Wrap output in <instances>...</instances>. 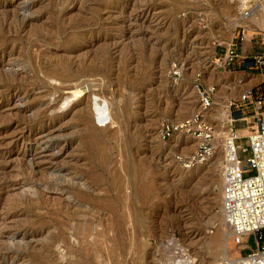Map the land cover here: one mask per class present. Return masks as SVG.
<instances>
[{
	"label": "rangeland",
	"instance_id": "374dc122",
	"mask_svg": "<svg viewBox=\"0 0 264 264\" xmlns=\"http://www.w3.org/2000/svg\"><path fill=\"white\" fill-rule=\"evenodd\" d=\"M259 1L0 0V264H228L244 254L233 238L214 244L216 162L230 101L263 76L215 63L243 31L240 6ZM248 26L251 55L264 52L250 41L264 29ZM210 86L218 154L194 189L177 160L196 152L194 139H163L161 126L195 114ZM94 94L109 105L107 127Z\"/></svg>",
	"mask_w": 264,
	"mask_h": 264
},
{
	"label": "built area",
	"instance_id": "2783aa9c",
	"mask_svg": "<svg viewBox=\"0 0 264 264\" xmlns=\"http://www.w3.org/2000/svg\"><path fill=\"white\" fill-rule=\"evenodd\" d=\"M224 48L218 67L261 73L262 81L256 88L240 94L229 103V137L226 139V165L223 174L222 209L224 218L233 233L236 246L244 247L239 264H264V52L251 56L241 53V44L246 41V27ZM258 44L264 46V33L255 31ZM178 75V73H177ZM199 109L191 117L175 122H164L161 126L163 139H174L181 134L199 142L196 152L177 157L179 163L189 170L206 163L217 153L216 128L207 115L216 98V87L198 90ZM243 123L247 134L242 135L234 128ZM253 239L254 247L249 241Z\"/></svg>",
	"mask_w": 264,
	"mask_h": 264
},
{
	"label": "bare ground",
	"instance_id": "6f19581e",
	"mask_svg": "<svg viewBox=\"0 0 264 264\" xmlns=\"http://www.w3.org/2000/svg\"><path fill=\"white\" fill-rule=\"evenodd\" d=\"M243 1V0H242ZM6 13V12H5ZM4 15V14H3ZM239 20L238 21H235L234 25L235 27H241V26H244V27H250L248 26V24H255L256 26H258L260 29H264V1L263 0H260L259 3L257 5H254L253 7H251L250 9L246 10L245 8H243V6H240V10H239ZM4 19V18H3ZM256 19V20H255ZM15 21V20H14ZM57 21V20H56ZM255 22V23H254ZM4 24V23H2ZM17 26V25H16ZM55 26V25H54ZM8 29V28H7ZM30 29V28H29ZM35 29V27H34ZM40 29V27H39ZM48 29V28H47ZM261 29V30H262ZM9 31V30H8ZM34 31V30H33ZM42 31V30H41ZM264 31V30H263ZM1 32V30H0ZM59 32V31H58ZM249 32V31H248ZM10 33V32H9ZM53 33V32H52ZM36 34V33H35ZM57 35V34H56ZM58 45V44H57ZM48 57V56H47ZM69 59V58H68ZM11 72V71H10ZM4 75V74H3ZM15 75V74H14ZM5 77V76H4ZM13 77V76H12ZM9 78V77H7ZM17 78V77H16ZM12 79V78H11ZM25 79V78H24ZM11 81V80H10ZM20 81V80H19ZM30 81V80H29ZM13 83V82H12ZM75 84V83H74ZM77 84V83H76ZM254 84V83H253ZM87 86V84H86ZM93 88V87H92ZM87 89V88H86ZM77 91V90H76ZM73 92V91H72ZM81 94V91L79 90L77 93H76V96L80 95ZM84 95V94H83ZM90 99V98H89ZM93 105H94V112H95V115L97 117V120H98V123L100 124L101 127H107L108 123H110L112 120H113V117L110 113V108H109V105L107 103L106 100L96 96L94 94L93 96ZM226 114L224 115H221L220 117V121H223V120H226ZM15 118V117H14ZM5 122V121H4ZM222 131H223V135L225 137V145H226V139L229 137V129H225L224 127L222 128ZM181 137V134H177L175 135V140H177L176 138H179ZM190 139V138H189ZM193 142V141H192ZM195 143L191 148L192 150H197L198 148V144L199 142L197 140L194 139V142ZM196 148V149H195ZM218 154V153H217ZM220 154V153H219ZM226 150L224 149L223 151V155L222 157H220L219 160H217L216 162V166L218 167H221L222 168V172H221V175H222V183H223V174H224V169H225V165H226ZM29 162V161H28ZM210 162L207 161L206 163ZM33 163V162H32ZM204 163V164H206ZM204 164H201V165H204ZM201 165H198V166H195L194 168H191L189 170H187L185 172V178L188 182H193L195 183V186H194V189H197L199 184V178H198V172L200 170V167ZM220 172V171H219ZM14 175V174H13ZM12 178V177H11ZM183 178V177H182ZM14 180V179H13ZM42 180V179H41ZM33 188V187H32ZM222 189H223V185H222ZM33 190V189H32ZM222 194H223V190H222ZM24 195V194H23ZM222 203V202H221ZM6 204V203H5ZM222 211V224L220 225V228H219V231H218V234L215 238V246L216 247H221L222 246V243L223 241H225V239H229V238H233V233L231 231V228L229 227V225L227 224L225 218H224V215H223V209H221ZM88 232V231H87ZM98 232V231H97ZM99 236V235H98ZM226 242V241H225ZM228 259L232 260L231 262H229L228 264H239V258H230L228 257ZM178 262V261H177ZM216 262V261H215ZM214 262V263H215ZM176 263V261H175ZM181 264V262H178V264ZM123 264V263H122ZM177 264V263H176ZM183 264V263H182Z\"/></svg>",
	"mask_w": 264,
	"mask_h": 264
},
{
	"label": "crops",
	"instance_id": "0c3cea01",
	"mask_svg": "<svg viewBox=\"0 0 264 264\" xmlns=\"http://www.w3.org/2000/svg\"><path fill=\"white\" fill-rule=\"evenodd\" d=\"M253 51H254V48H253V46H252V44L250 42H246V43H243L242 44V46H241V53L243 55H246V56L251 55ZM240 73H242V72H240ZM244 73L250 74L249 72H243L242 73L243 75L242 76L239 75V76L240 77H244L246 75V74L244 75ZM255 81H256L255 79H252V80H250V82H246V84H244V86H241L240 88H242V89L243 88H246V87L248 89H250V88H256L258 85L255 86ZM236 126L238 127L237 129L239 130V133L240 134H242V135H245L246 134L247 129H246V126L243 123H236Z\"/></svg>",
	"mask_w": 264,
	"mask_h": 264
}]
</instances>
